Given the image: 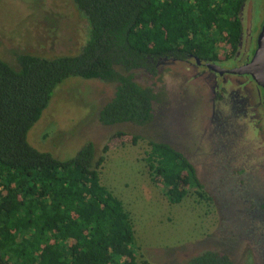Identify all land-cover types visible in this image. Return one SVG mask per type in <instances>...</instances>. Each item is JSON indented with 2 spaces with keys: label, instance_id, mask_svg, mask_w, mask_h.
I'll list each match as a JSON object with an SVG mask.
<instances>
[{
  "label": "trees",
  "instance_id": "obj_1",
  "mask_svg": "<svg viewBox=\"0 0 264 264\" xmlns=\"http://www.w3.org/2000/svg\"><path fill=\"white\" fill-rule=\"evenodd\" d=\"M72 1L89 28L77 54L17 53L15 67L0 58V264H137L130 215L100 183L104 158H95L93 144L60 161L27 134L69 79L116 85L99 111L101 125H146L154 97L132 71L154 73L151 62L168 54L214 58L217 47L235 44L246 0ZM112 138L122 147L140 142L123 132ZM143 162L171 205L198 188L187 161L166 145L149 143ZM186 264L231 262L205 251Z\"/></svg>",
  "mask_w": 264,
  "mask_h": 264
},
{
  "label": "flooded vegetation",
  "instance_id": "obj_2",
  "mask_svg": "<svg viewBox=\"0 0 264 264\" xmlns=\"http://www.w3.org/2000/svg\"><path fill=\"white\" fill-rule=\"evenodd\" d=\"M253 5L242 4L235 44L217 47L214 58L168 54L151 62L154 73L132 71L154 97L141 126L146 144L165 143L187 161L198 184L190 194L216 216L210 242L184 263L211 251L231 264H264V92L245 72L264 23Z\"/></svg>",
  "mask_w": 264,
  "mask_h": 264
},
{
  "label": "rangeland",
  "instance_id": "obj_3",
  "mask_svg": "<svg viewBox=\"0 0 264 264\" xmlns=\"http://www.w3.org/2000/svg\"><path fill=\"white\" fill-rule=\"evenodd\" d=\"M252 1L255 20L260 24L264 20V0ZM88 32L86 18L72 0H0V58L11 66L17 53L44 58L75 55L85 45ZM114 89V84L98 80L65 81L54 90L40 120L28 132L27 141L60 161L92 143L96 158H104L99 168L100 183L130 215L137 264H185L203 246L179 251L171 263L161 251L207 238L215 228L216 216L208 205H199L194 194L180 204H169L161 189L151 183L143 162L149 135L146 126L125 124L109 130L98 123L96 113L113 97ZM116 132L138 135L140 142L122 147L112 138ZM105 146L109 148L104 154Z\"/></svg>",
  "mask_w": 264,
  "mask_h": 264
},
{
  "label": "water",
  "instance_id": "obj_4",
  "mask_svg": "<svg viewBox=\"0 0 264 264\" xmlns=\"http://www.w3.org/2000/svg\"><path fill=\"white\" fill-rule=\"evenodd\" d=\"M15 66L16 65H14L13 67H15ZM245 72L251 75V77L255 81V83L258 86H260L264 92V23L261 27V31H260L258 38H257V49L254 53V56H253L251 62L248 64ZM114 93H115V91H114ZM263 104H264V95H263ZM101 108H100V110H101ZM99 111L96 113V120L97 121H98ZM98 123H99V121H98ZM116 126H103V127L106 129H109V130H114ZM114 134L115 133H113L112 135H114ZM133 136H135V135H133ZM160 144H165V143H160ZM94 149H95V147H94ZM102 152H103V150H102ZM95 158H96V152H95ZM97 158H99V157H97ZM210 237L211 236L204 238L202 241H199V242L197 241L194 244L190 243V244L181 246L180 248H177V249L161 251L164 253L166 252V254H164L163 258L166 259L167 263H171V261L174 260L175 254H177L179 251H182V250H184L186 248H190V247H196V246L200 247L201 245H204L206 243L208 244L211 240ZM204 246H207V245H204Z\"/></svg>",
  "mask_w": 264,
  "mask_h": 264
}]
</instances>
